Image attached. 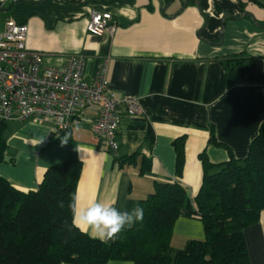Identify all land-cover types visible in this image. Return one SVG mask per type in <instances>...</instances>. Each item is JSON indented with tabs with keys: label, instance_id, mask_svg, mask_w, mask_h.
<instances>
[{
	"label": "crops",
	"instance_id": "crops-1",
	"mask_svg": "<svg viewBox=\"0 0 264 264\" xmlns=\"http://www.w3.org/2000/svg\"><path fill=\"white\" fill-rule=\"evenodd\" d=\"M98 9L111 15L114 35L86 32L90 11ZM9 18L28 27L25 47L40 53L44 66L62 67L80 55L86 79L103 67L116 97L136 99L143 110L140 117L124 113L117 156L91 132L97 108L76 114L69 133L82 164L75 192L82 206L102 200L130 211L155 182L176 181L172 142L182 136L180 181L194 199L203 176L199 155L212 163L227 160L229 151L244 159L264 121V6L247 0H0V32ZM239 53L251 62L233 70L220 63ZM6 123L0 177L19 191H34L44 171L67 158V138L29 121ZM129 156L132 163L120 167L116 160ZM144 159L150 170L142 175ZM202 227L195 209H183L171 247L203 239ZM243 238L249 263L264 264V210Z\"/></svg>",
	"mask_w": 264,
	"mask_h": 264
},
{
	"label": "trees",
	"instance_id": "trees-1",
	"mask_svg": "<svg viewBox=\"0 0 264 264\" xmlns=\"http://www.w3.org/2000/svg\"><path fill=\"white\" fill-rule=\"evenodd\" d=\"M251 60L239 53L221 58L220 63L233 70ZM5 130L6 123L0 121V163L7 149ZM69 131L57 135V139L67 138V158L44 171L36 190L19 191L0 177V264H250L243 230L264 210V121L244 159L231 151L220 163L199 155L203 176L194 199L180 181L185 137L175 139L176 181L155 182L153 192L138 204L143 220L125 228L111 243L93 239L72 225L69 204L82 164ZM210 142L215 143L213 132ZM116 161L122 167L132 163L133 156ZM149 170L150 162L144 159L140 174ZM183 209H195L205 237L187 240L174 251L172 228Z\"/></svg>",
	"mask_w": 264,
	"mask_h": 264
},
{
	"label": "built area",
	"instance_id": "built-area-1",
	"mask_svg": "<svg viewBox=\"0 0 264 264\" xmlns=\"http://www.w3.org/2000/svg\"><path fill=\"white\" fill-rule=\"evenodd\" d=\"M116 29L109 13L90 11L85 26L89 35H114ZM26 34L28 27L10 18L0 32V121H29L58 135L78 123L76 114L96 107L91 132L117 156V130L124 113L143 115L137 100L117 98L103 67L86 79L85 61L80 55L69 57L62 67L44 66L41 54L25 47Z\"/></svg>",
	"mask_w": 264,
	"mask_h": 264
},
{
	"label": "clouds",
	"instance_id": "clouds-1",
	"mask_svg": "<svg viewBox=\"0 0 264 264\" xmlns=\"http://www.w3.org/2000/svg\"><path fill=\"white\" fill-rule=\"evenodd\" d=\"M69 207L72 225L104 243L115 240L125 228H131L134 223L142 221L144 215L139 206L130 211H121L114 204L102 200L82 206L78 194L73 195Z\"/></svg>",
	"mask_w": 264,
	"mask_h": 264
},
{
	"label": "rangeland",
	"instance_id": "rangeland-1",
	"mask_svg": "<svg viewBox=\"0 0 264 264\" xmlns=\"http://www.w3.org/2000/svg\"><path fill=\"white\" fill-rule=\"evenodd\" d=\"M6 124H7V123H6ZM203 239H204V238H203ZM203 239H201V240H203ZM196 240H198V239H196ZM172 249H173L174 251H176V249H175V248H173V247H172Z\"/></svg>",
	"mask_w": 264,
	"mask_h": 264
},
{
	"label": "water",
	"instance_id": "water-1",
	"mask_svg": "<svg viewBox=\"0 0 264 264\" xmlns=\"http://www.w3.org/2000/svg\"><path fill=\"white\" fill-rule=\"evenodd\" d=\"M248 13H245L244 16H246ZM254 21V20H253ZM256 23V22H255ZM257 24V23H256Z\"/></svg>",
	"mask_w": 264,
	"mask_h": 264
}]
</instances>
